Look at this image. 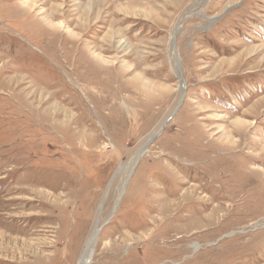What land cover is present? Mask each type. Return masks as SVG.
I'll return each instance as SVG.
<instances>
[{
  "label": "rangeland",
  "instance_id": "rangeland-1",
  "mask_svg": "<svg viewBox=\"0 0 264 264\" xmlns=\"http://www.w3.org/2000/svg\"><path fill=\"white\" fill-rule=\"evenodd\" d=\"M1 203L0 264H264V0H0Z\"/></svg>",
  "mask_w": 264,
  "mask_h": 264
},
{
  "label": "bare ground",
  "instance_id": "bare-ground-1",
  "mask_svg": "<svg viewBox=\"0 0 264 264\" xmlns=\"http://www.w3.org/2000/svg\"><path fill=\"white\" fill-rule=\"evenodd\" d=\"M201 1V0H200ZM208 18V17H207ZM208 19H210V20H213L214 18H208ZM175 36H176V34L173 32V34H172V41L174 42V39H175ZM172 47H173V50H174V46L172 45ZM175 53V52H174ZM99 56V55H98ZM175 57V56H174ZM81 88V87H80ZM85 89H83V91H84ZM83 93V92H82ZM54 110V109H53ZM81 111V110H80ZM59 114V113H58ZM58 114H55V115H57L58 116ZM80 119H81V117H80ZM257 125V124H256ZM40 126V125H39ZM255 127V126H254ZM233 131H235V130H233ZM159 131H157V133H158ZM156 133V134H157ZM234 133V132H233ZM155 134V136L153 137V138H151L150 140H153L157 135ZM154 135V134H153ZM239 135V134H238ZM149 140V142H151ZM148 148H149V143L147 142V143H145L144 145H143V147L139 150V152L137 153V160L138 159H140V158H142L144 155H146L147 153H148ZM229 158V157H228ZM219 158H217V160H218ZM226 161V160H225ZM135 165V164H134ZM66 169V168H65ZM14 172V171H13ZM18 181V180H17ZM212 185V184H211ZM236 190V189H235ZM2 194V193H1ZM43 195H45V193L43 194ZM47 195V194H46ZM46 195H45V197H46ZM48 196V195H47ZM85 196V195H84ZM79 200V199H78ZM17 202L18 203V201H16L15 199L13 200V202ZM27 202V201H26ZM26 202H23L22 204H28V203H26ZM8 204L9 205H11L12 204V201H8ZM82 204H83V202H82ZM0 206H3L2 205V203L0 204ZM25 206V205H24ZM70 206V205H69ZM20 207V206H19ZM79 207V206H78ZM1 211V210H0ZM76 211H78V210H76ZM7 217V216H6ZM5 217V218H6ZM4 218V217H3ZM4 218V219H5ZM7 218H9V217H7ZM13 218V217H12ZM14 219H15V217H14ZM18 219V218H17ZM17 219H15V220H17ZM24 219V218H23ZM31 218H29V220H30ZM11 220V219H10ZM2 221H4V220H2ZM5 222V221H4ZM3 222V223H4ZM17 222V221H16ZM45 222H47V221H45ZM21 223V222H20ZM97 224L99 223V222H96ZM12 224V223H11ZM4 225V224H3ZM9 228V227H8ZM8 228H6L7 230H9ZM15 229V228H14ZM10 231V230H9ZM13 231V230H12ZM99 233H100V226L99 225H96L95 227H94V229H93V231L90 233V235L88 236V239H87V241H86V245H85V247L83 248V251H82V254H81V257H80V259H79V264H85V262L87 261V259L89 258V256H90V254H91V252H92V250H93V248H94V245H95V242H96V240H97V238H98V235H99ZM199 244V243H198ZM195 246H196V244H195Z\"/></svg>",
  "mask_w": 264,
  "mask_h": 264
}]
</instances>
